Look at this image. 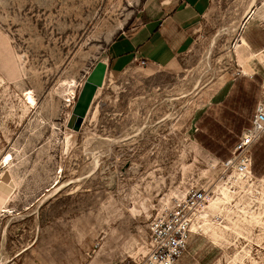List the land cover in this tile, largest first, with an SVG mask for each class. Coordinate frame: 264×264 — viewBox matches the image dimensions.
<instances>
[{
    "label": "rangeland",
    "instance_id": "rangeland-1",
    "mask_svg": "<svg viewBox=\"0 0 264 264\" xmlns=\"http://www.w3.org/2000/svg\"><path fill=\"white\" fill-rule=\"evenodd\" d=\"M148 1L0 0V254L8 264L137 263L149 223L191 191L208 196L175 264H264V135L253 149L254 184L234 183L219 167L264 98V0L249 24V0H211L170 67L136 61L106 71L80 130L67 128L86 77L111 41L144 23ZM248 47L260 54L244 76Z\"/></svg>",
    "mask_w": 264,
    "mask_h": 264
},
{
    "label": "crops",
    "instance_id": "crops-1",
    "mask_svg": "<svg viewBox=\"0 0 264 264\" xmlns=\"http://www.w3.org/2000/svg\"><path fill=\"white\" fill-rule=\"evenodd\" d=\"M258 4L262 1L257 0L246 24L255 19ZM210 5L211 0H149L144 23L109 43L104 61L106 71L121 72L136 61L159 69L170 67L186 49L190 36L197 30ZM258 25L264 30V20Z\"/></svg>",
    "mask_w": 264,
    "mask_h": 264
},
{
    "label": "built area",
    "instance_id": "built-area-1",
    "mask_svg": "<svg viewBox=\"0 0 264 264\" xmlns=\"http://www.w3.org/2000/svg\"><path fill=\"white\" fill-rule=\"evenodd\" d=\"M263 135L264 98L256 104L249 126L238 136L229 157L219 162L222 173H233L244 183L254 184L252 150ZM207 196L204 191H191L182 202L156 215L148 225L147 252L134 264H175L187 249L190 226Z\"/></svg>",
    "mask_w": 264,
    "mask_h": 264
},
{
    "label": "water",
    "instance_id": "water-1",
    "mask_svg": "<svg viewBox=\"0 0 264 264\" xmlns=\"http://www.w3.org/2000/svg\"><path fill=\"white\" fill-rule=\"evenodd\" d=\"M106 69L107 67L104 62H98L86 77L72 108V114L67 124L69 130L73 132L80 130L96 92L103 85Z\"/></svg>",
    "mask_w": 264,
    "mask_h": 264
},
{
    "label": "bare ground",
    "instance_id": "bare-ground-1",
    "mask_svg": "<svg viewBox=\"0 0 264 264\" xmlns=\"http://www.w3.org/2000/svg\"><path fill=\"white\" fill-rule=\"evenodd\" d=\"M256 2H257V0H249V3H248V5H247V8H246V10L244 11V13H243V18H242V22H244V21H246L249 17H250V15L252 14V12H253V8H254V6L256 5ZM263 4V3H262ZM243 23H241V24H239V26H237V27H235V28H233V29H229V28H221L219 31H218V35L219 34H221L222 32H225V31H229V30H232V31H235V30H237L238 29V27L240 28L241 27V25H242ZM214 43H215V40H213V42H212V45H211V47H210V49L208 50L209 52H207L206 54H205V59H204V61H205V63H207V61H209V57H210V54H211V49H212V47H213V45H214ZM239 44L240 45H237V48L238 49H245L246 48V44L244 43V41L243 40H240L239 41ZM236 53L237 54H239V55H241V52L239 51V50H236ZM260 54V53H259ZM259 54H257V55H259ZM257 55H254V54H252V53H248V54H246V55H241L242 56V62H241V64H240V66H241V69H240V73L242 74V75H244V76H249L250 75V72H251V67L249 66V64H248V61H249V59H251L252 57H257ZM70 92H72V91H70ZM27 100L30 102V103H32V98L29 96V95H27ZM145 127V126H144ZM141 130H142V128L141 127H139L138 129H137V131H139V132H141ZM106 146V145H105ZM104 146V147H105ZM101 147V146H100ZM99 147V148H100ZM106 148V147H105ZM7 161H8V158L6 157V159H5V163L7 164ZM240 181V178H238V177H235V180H234V183H237V182H239ZM3 185V184H2ZM6 186V185H5ZM65 187V186H64ZM221 194H222V197L223 198H226V194L224 193V191H221ZM9 210H5L4 208L1 210V212H8ZM30 216V215H29ZM23 216H21V217H19V218H22ZM199 216H197L196 215V219L198 218ZM191 226H192V224H191ZM191 226H190V228H191ZM5 232V231H4ZM34 242H36V239H35V241ZM34 242H32V244L30 245V246H28V247H26V248H24V249H22L21 251H19L17 254H16V256H18V255H21L22 253H24L26 250H28L33 244H34ZM10 262V259H8L7 257H6V255H4V254H0V264H8Z\"/></svg>",
    "mask_w": 264,
    "mask_h": 264
},
{
    "label": "trees",
    "instance_id": "trees-1",
    "mask_svg": "<svg viewBox=\"0 0 264 264\" xmlns=\"http://www.w3.org/2000/svg\"><path fill=\"white\" fill-rule=\"evenodd\" d=\"M253 112H254V111H253ZM252 115H253V114H252ZM251 118H252V117H251ZM250 120H251V119H250ZM249 122H250V121H249ZM248 126H249V124H248ZM248 126H247V127H248ZM247 127H246V128H247ZM235 143H236V142H235ZM252 157H253V156H252Z\"/></svg>",
    "mask_w": 264,
    "mask_h": 264
}]
</instances>
